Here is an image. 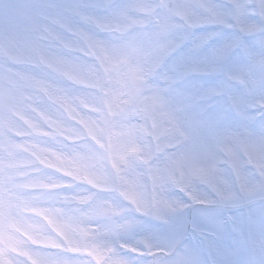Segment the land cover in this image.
I'll return each instance as SVG.
<instances>
[{
  "label": "clouds",
  "instance_id": "9594fccd",
  "mask_svg": "<svg viewBox=\"0 0 264 264\" xmlns=\"http://www.w3.org/2000/svg\"><path fill=\"white\" fill-rule=\"evenodd\" d=\"M0 264H264V0H0Z\"/></svg>",
  "mask_w": 264,
  "mask_h": 264
}]
</instances>
